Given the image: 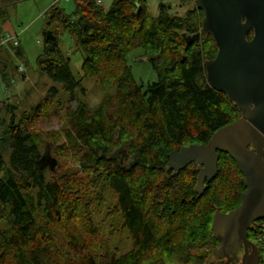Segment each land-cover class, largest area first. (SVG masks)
<instances>
[{
	"label": "trees",
	"instance_id": "trees-1",
	"mask_svg": "<svg viewBox=\"0 0 264 264\" xmlns=\"http://www.w3.org/2000/svg\"><path fill=\"white\" fill-rule=\"evenodd\" d=\"M12 1L0 0V34L10 4L1 5ZM74 2L73 16L57 4L46 11L45 47L37 64L71 95L63 108L66 144L60 149L80 154L79 166L91 183L81 191L57 166L51 169L53 145L42 150L35 129L41 108L17 121L18 106L0 99V172L5 173L0 177V264H216L213 217L240 205L243 175L229 155L220 153L218 174L199 196L196 163L181 172L168 166L171 152L207 145L241 117L226 94L206 87L205 63L218 52L213 38L201 34L191 45L184 39L201 32L202 11L184 18L160 5L151 17L145 0H118L108 10L97 0ZM55 25L74 35L85 52L84 77L115 88L96 110L84 103L70 107L74 93L85 90L59 48V35L47 38ZM136 49L155 57L150 63L158 81L147 87L128 64ZM11 51L19 59L25 56L21 42L0 50L7 87L14 83L8 73ZM50 93L56 96V88ZM92 187L103 201L108 195L113 200L110 216H120L131 241L128 253L116 254L106 243L96 246L101 234L91 213ZM254 225L248 237L260 250Z\"/></svg>",
	"mask_w": 264,
	"mask_h": 264
},
{
	"label": "water",
	"instance_id": "water-1",
	"mask_svg": "<svg viewBox=\"0 0 264 264\" xmlns=\"http://www.w3.org/2000/svg\"><path fill=\"white\" fill-rule=\"evenodd\" d=\"M195 6L204 16L202 29L184 39L191 45L201 34L213 38L218 52L205 63L206 87L226 94L241 117L218 130L207 145L171 152L168 166L181 172L196 163L195 191L202 196L205 182L218 174L220 153L234 160L246 190L239 206L228 213L216 211L213 217L212 232L219 243L215 255L237 260L245 247L242 264H259V249L248 236L252 225L264 219V0H195ZM47 38L55 40L52 31ZM50 163L55 170L57 161Z\"/></svg>",
	"mask_w": 264,
	"mask_h": 264
},
{
	"label": "rangeland",
	"instance_id": "rangeland-1",
	"mask_svg": "<svg viewBox=\"0 0 264 264\" xmlns=\"http://www.w3.org/2000/svg\"><path fill=\"white\" fill-rule=\"evenodd\" d=\"M102 1L103 5L101 7L104 10L110 9L116 2V0ZM145 1L151 17L158 15L160 5L169 7L172 15L184 18L187 17L190 11L196 10L195 0ZM55 4L63 8L68 15L73 16L75 12L74 0H16L6 4L2 3L1 6L9 5L8 18L6 23L2 25V29L4 32L15 33L19 36L21 50L25 56L23 59H19L15 55L16 51H11V54H9L12 61L8 73L14 83L7 87L0 73V99H7L11 104L18 106V110L15 111L17 121L21 119L23 114L31 113L33 108H41V112L36 118L35 129L41 138L42 150L47 145L52 144L51 159L57 161L56 166L59 172L69 176V180L75 183L72 186L84 191L86 184H90L91 180L79 166L80 154L71 149H60L66 144L63 133L66 128L63 108H66L67 100L71 95L63 91L61 84L54 83L47 76L41 74L37 64V58L45 47V13ZM48 31L59 35V48L64 57L69 59L73 76L77 81H82L85 90L84 94L80 91L74 93V101L70 107L76 109L78 103H84L92 110L98 109L106 98L114 96L115 88L102 85L96 78L84 77L82 64L85 52L78 49L74 35L64 30L61 25H55L54 28L51 27ZM151 58L155 57L146 56L141 49L132 51L127 58L136 81L142 83L145 87L158 81V76L150 63ZM20 65H23L26 70L24 75L15 70ZM52 88H56V96L50 93ZM5 118L9 121L11 115H6ZM6 159L8 161V157ZM4 176L5 173L0 172V177ZM75 187L73 191H75ZM96 194L92 187L90 200L93 207L91 213L99 226L101 234L100 239L96 238V246H102L106 243L111 246L116 254L128 253L131 250V241L128 234L123 231L120 216H110L114 208L113 200L108 195L104 198L106 201H103L102 197ZM103 203L102 212L99 207ZM212 262L228 264L218 256L213 257Z\"/></svg>",
	"mask_w": 264,
	"mask_h": 264
},
{
	"label": "built area",
	"instance_id": "built-area-1",
	"mask_svg": "<svg viewBox=\"0 0 264 264\" xmlns=\"http://www.w3.org/2000/svg\"><path fill=\"white\" fill-rule=\"evenodd\" d=\"M99 5L103 4L102 0H97ZM20 44L19 36L11 32H3L0 34V50L13 49ZM19 72L24 73L26 70L23 65L18 67ZM257 243L260 246V264H264V219L255 223ZM255 244V243H254ZM257 247L258 245L255 244ZM259 248V247H258Z\"/></svg>",
	"mask_w": 264,
	"mask_h": 264
},
{
	"label": "flooded vegetation",
	"instance_id": "flooded-vegetation-1",
	"mask_svg": "<svg viewBox=\"0 0 264 264\" xmlns=\"http://www.w3.org/2000/svg\"><path fill=\"white\" fill-rule=\"evenodd\" d=\"M116 1H118V0H116ZM250 253H251V250H249L247 254L250 255ZM245 254H246V249H245V247H243L242 249H239V251L237 253V260L236 259L230 260V259H226V258H222V260L228 264H242V259H243ZM259 264H260V261H259Z\"/></svg>",
	"mask_w": 264,
	"mask_h": 264
},
{
	"label": "bare ground",
	"instance_id": "bare-ground-1",
	"mask_svg": "<svg viewBox=\"0 0 264 264\" xmlns=\"http://www.w3.org/2000/svg\"><path fill=\"white\" fill-rule=\"evenodd\" d=\"M255 224V223H254ZM259 261H260V259H259Z\"/></svg>",
	"mask_w": 264,
	"mask_h": 264
}]
</instances>
